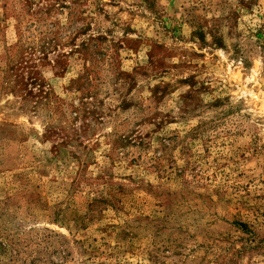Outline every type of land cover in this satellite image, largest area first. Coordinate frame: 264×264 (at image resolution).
<instances>
[{
	"label": "rangeland",
	"instance_id": "374dc122",
	"mask_svg": "<svg viewBox=\"0 0 264 264\" xmlns=\"http://www.w3.org/2000/svg\"><path fill=\"white\" fill-rule=\"evenodd\" d=\"M0 264H264V0H0Z\"/></svg>",
	"mask_w": 264,
	"mask_h": 264
}]
</instances>
